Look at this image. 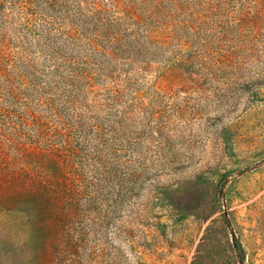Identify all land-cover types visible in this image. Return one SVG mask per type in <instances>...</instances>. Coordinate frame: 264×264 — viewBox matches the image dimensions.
<instances>
[{"label":"rangeland","instance_id":"374dc122","mask_svg":"<svg viewBox=\"0 0 264 264\" xmlns=\"http://www.w3.org/2000/svg\"><path fill=\"white\" fill-rule=\"evenodd\" d=\"M0 264H264V0H0Z\"/></svg>","mask_w":264,"mask_h":264}]
</instances>
